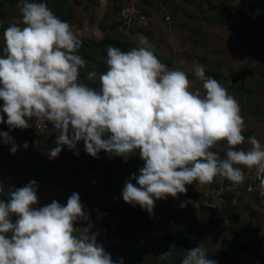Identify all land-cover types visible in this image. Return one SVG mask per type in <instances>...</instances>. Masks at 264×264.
<instances>
[{
  "label": "clouds",
  "instance_id": "clouds-1",
  "mask_svg": "<svg viewBox=\"0 0 264 264\" xmlns=\"http://www.w3.org/2000/svg\"><path fill=\"white\" fill-rule=\"evenodd\" d=\"M17 7L24 26L10 23L3 33L0 112L13 129H27L32 119L37 128L51 123L58 135L50 158L58 157L65 146L79 155L81 141L93 158L104 151L127 162L139 151L144 167L126 182L122 197L149 214H154L156 201L186 194V185L217 178L241 185L246 178L243 168L254 169L264 186V144L253 136L248 150L239 147L245 144L246 130L239 102L214 77L206 76L203 65L196 62L192 67L202 81L201 91L193 89L186 72L162 63L141 35L139 46L127 52L107 47V70L88 72L86 80H99L98 89L90 87L80 82L88 62L78 54L81 40L71 25L44 2L18 0ZM0 137L12 144L15 154L13 138L7 132ZM222 144L224 158L218 154ZM37 188L36 181H30L11 190L7 202L0 199V264H117L97 243L91 224L75 227L89 220L78 193L66 205L53 200L34 208ZM172 255L170 250L158 259ZM181 264L218 262L209 258L201 242L186 250Z\"/></svg>",
  "mask_w": 264,
  "mask_h": 264
},
{
  "label": "crops",
  "instance_id": "crops-1",
  "mask_svg": "<svg viewBox=\"0 0 264 264\" xmlns=\"http://www.w3.org/2000/svg\"><path fill=\"white\" fill-rule=\"evenodd\" d=\"M17 3L18 0H5L0 7V55L3 54L6 19L21 15ZM116 3L114 0H54L51 7L57 17L71 25L81 40L78 54L88 63L80 71V82L97 89L99 80L88 81L86 75L90 71L102 73L107 70L109 45L127 52L139 46L142 35L153 47H158L160 54L168 55L165 65L169 69L173 65L170 55L159 41L164 36L160 29V18L154 16L146 32L121 35L114 22ZM3 103L0 100V109ZM0 115L4 117V122L0 123V133L7 132L18 149L13 154L12 144H4L0 137V185L3 186L0 199L7 202L11 190L24 187L30 181H36L38 185V203L34 208L49 205L53 200L66 205L73 193L79 194L77 177L95 164L93 157L85 151L83 141L77 145L79 155L65 146L58 157L50 158L49 153L56 146L58 135L51 123L47 122L45 133L34 141L29 132L10 128L6 123V114L0 112ZM250 131L251 126H248L242 133L245 144L239 147L244 150L251 147L247 143ZM25 142L29 145L27 149L23 147ZM218 154L221 158L225 157L223 144ZM139 161H143L139 151L129 157L127 162L122 157L113 156L109 173L101 178L99 189L88 195L79 194L89 220L96 206L111 205L123 200L122 191L126 182L131 180L133 174H140L135 170V164ZM218 181L221 179L217 178L204 185H186V194L156 201L154 214H149L138 204L134 205L133 211L126 216L121 226V247L115 249L103 246L105 251L117 264L121 259L123 264H181L186 250L202 242L208 250L209 258L218 264H264V215L257 206L255 196L241 191L238 204L229 207L232 226L226 227L220 222L222 207L211 204L203 195L205 190ZM131 182L136 184L134 180ZM136 186L139 187L138 184ZM182 203L186 206L181 207ZM12 220L15 222L16 217L13 216ZM249 233L257 234L256 239L248 242L242 238ZM97 243L101 244L99 241ZM170 250L173 255L169 260L158 259Z\"/></svg>",
  "mask_w": 264,
  "mask_h": 264
},
{
  "label": "rangeland",
  "instance_id": "rangeland-1",
  "mask_svg": "<svg viewBox=\"0 0 264 264\" xmlns=\"http://www.w3.org/2000/svg\"><path fill=\"white\" fill-rule=\"evenodd\" d=\"M140 4L151 17L160 18L164 36L159 41L171 57L172 69L186 72L193 89L201 91L193 64L218 73L228 84L217 81L239 102L246 128L251 126L250 138L264 144V0H141ZM153 51L165 64L168 55L160 54L156 46Z\"/></svg>",
  "mask_w": 264,
  "mask_h": 264
},
{
  "label": "built area",
  "instance_id": "built-area-1",
  "mask_svg": "<svg viewBox=\"0 0 264 264\" xmlns=\"http://www.w3.org/2000/svg\"><path fill=\"white\" fill-rule=\"evenodd\" d=\"M5 0H0V7ZM37 2H44L51 9L54 0H37ZM141 0H119L118 7L114 16L115 28L121 35H129L134 29L148 28L153 22L149 12L141 8ZM168 20V16L164 18ZM10 23L22 24V14L18 17H8L6 25ZM29 127L25 130L30 133L34 141L45 133L47 129V122L36 127L35 119L29 120ZM96 165L93 168H87L82 174L77 177L78 192L80 195H88L97 191L100 187V177L109 173V163L113 159L108 153L101 151L97 158H93ZM145 162L139 161L135 164V170L144 167ZM140 173V172H139ZM245 185L244 188L239 185H234L228 180L218 181L217 184L210 186L203 192L204 198L213 205H229L236 206L241 191L253 195L256 198L257 206L264 215V186L261 184V177L256 175L254 169H244ZM134 209V205L126 203L124 200L115 201L111 205H99L94 208L93 214L87 222H77L75 227L86 228L89 224L92 225L91 233L96 234L97 241H99L106 248L118 249L122 244L121 226L124 219ZM223 224L226 227H231L232 222L226 216L223 218ZM89 233V235H91Z\"/></svg>",
  "mask_w": 264,
  "mask_h": 264
},
{
  "label": "trees",
  "instance_id": "trees-1",
  "mask_svg": "<svg viewBox=\"0 0 264 264\" xmlns=\"http://www.w3.org/2000/svg\"><path fill=\"white\" fill-rule=\"evenodd\" d=\"M115 2H116V0H114ZM141 6V8L143 9V6L142 5H140ZM117 7H118V4H117ZM144 11H146L145 9H143ZM137 31H143V32H146V29H144V28H138L137 29ZM206 71H205V74H206V76H212V77H214L216 80H220V81H222V83H224V85H227L228 83L227 82H224V80H223V78L221 77V76H219V74L218 73H215V72H213V71H211V69H209V70H207V69H205ZM95 163V162H94ZM110 164H111V162L109 163V167H110ZM96 165V163L94 164V165H91L90 166V168H93L94 166ZM104 175H102L101 177H100V180H101V178L103 177ZM215 184H217V183H214V185ZM244 185H245V181L243 182V184H241V185H239L240 187H242V188H244ZM215 206H219V207H222V216H221V218H220V222L223 224V217L224 216H226L227 218H228V220L229 221H231L232 222V220H231V218H230V208L229 207H231V206H229V205H215Z\"/></svg>",
  "mask_w": 264,
  "mask_h": 264
},
{
  "label": "water",
  "instance_id": "water-1",
  "mask_svg": "<svg viewBox=\"0 0 264 264\" xmlns=\"http://www.w3.org/2000/svg\"><path fill=\"white\" fill-rule=\"evenodd\" d=\"M256 237H257V234H255V233H249V234L244 235L242 238L244 240L248 241V242H251L254 239H256Z\"/></svg>",
  "mask_w": 264,
  "mask_h": 264
}]
</instances>
